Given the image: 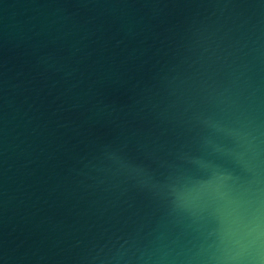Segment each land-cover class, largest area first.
<instances>
[{"label": "water", "instance_id": "obj_1", "mask_svg": "<svg viewBox=\"0 0 264 264\" xmlns=\"http://www.w3.org/2000/svg\"><path fill=\"white\" fill-rule=\"evenodd\" d=\"M0 264H264V0H0Z\"/></svg>", "mask_w": 264, "mask_h": 264}]
</instances>
